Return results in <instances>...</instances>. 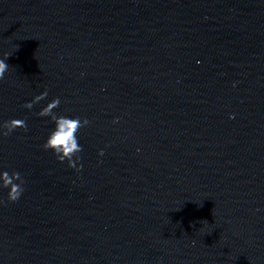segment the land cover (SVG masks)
Wrapping results in <instances>:
<instances>
[{
	"label": "clouds",
	"instance_id": "9594fccd",
	"mask_svg": "<svg viewBox=\"0 0 264 264\" xmlns=\"http://www.w3.org/2000/svg\"><path fill=\"white\" fill-rule=\"evenodd\" d=\"M9 55L5 54L3 58H0V80L4 79L5 73L9 70V65L6 63ZM47 96V92L41 93L33 98L32 101L27 102L23 105L26 109H32L33 106L44 99ZM60 99L54 98L45 107H43L39 113L40 117H49L54 124V128L49 133L45 143L43 144L44 150H51L56 156L57 160L61 163L64 161L68 162V167H75V160H79L78 153L83 151L82 146L79 144L77 138V132L81 128L87 126L89 121L80 117H67L64 115H57L54 109L60 106ZM118 122V121H114ZM16 129H27V124L23 119H10L0 124V135L8 136ZM103 150L100 151L99 155H103ZM77 171L80 169L77 168ZM24 180L19 172L3 171L0 172V188L7 189V200L8 202H16L20 199L24 192ZM3 203V200H0Z\"/></svg>",
	"mask_w": 264,
	"mask_h": 264
}]
</instances>
